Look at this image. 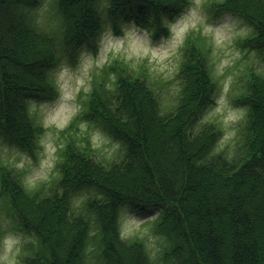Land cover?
<instances>
[{"label": "trees", "instance_id": "1", "mask_svg": "<svg viewBox=\"0 0 264 264\" xmlns=\"http://www.w3.org/2000/svg\"><path fill=\"white\" fill-rule=\"evenodd\" d=\"M41 2L0 0V136L30 152L45 127L28 99L55 95L50 66L74 58L82 45L96 50L108 23L120 30L119 20L133 19L153 36L166 33L165 17L174 18L190 4L56 0L57 21L45 26L34 13ZM209 5L248 21L253 31L242 42L264 59V0ZM211 51L201 29L187 33L180 86L167 104L146 62L139 70L107 63L105 77H95L82 110L60 131L55 178L27 189L12 175L13 167L0 169L1 194L38 238L25 252V264H264V74L247 69L232 96L247 107L238 153L210 155L222 134L220 122L208 120L197 128L194 123L219 89ZM81 122L102 126L121 142L120 154L100 158L89 132L79 129ZM83 190L94 192L77 204ZM124 203L159 208L153 230L168 243L156 257L143 238L121 236Z\"/></svg>", "mask_w": 264, "mask_h": 264}, {"label": "rangeland", "instance_id": "2", "mask_svg": "<svg viewBox=\"0 0 264 264\" xmlns=\"http://www.w3.org/2000/svg\"><path fill=\"white\" fill-rule=\"evenodd\" d=\"M55 1L42 0L34 9L37 20L45 26L57 21L53 16ZM209 2L190 0V4L174 18L165 17L168 30L166 33L160 31L157 36L133 19L119 20L120 30L108 23L96 50L82 45L74 58H63L50 66L48 74L55 82V95L28 99L29 110L36 113L37 120L45 127L38 146L30 152L0 136V169L13 167L12 175L20 176L27 189L55 178L58 173L55 168L57 148L62 138L60 131L82 110L83 100L95 77H105L102 69L112 61L128 63L136 70L146 62L143 67L159 90L163 103L173 102L180 86L177 73L182 60L181 46L192 29H201L208 36L212 45V71L219 78L215 101L201 113L194 128L208 120H219L222 134L210 155L219 152H225L227 156L237 154L241 146L240 122L246 116L247 107L236 104L232 96L242 88L248 77L247 69L264 74V59L242 42L253 31L252 25L238 15L213 11ZM108 77L113 78V73ZM78 125L80 130L89 132L100 158L120 154L121 142L102 126L88 122ZM93 192L83 190L76 203ZM158 215L159 208L153 205L122 204L118 215L121 236L143 238L152 257H156L168 243L165 236L153 230ZM36 242L35 233L21 224L7 195L1 194L0 183V264H25V252Z\"/></svg>", "mask_w": 264, "mask_h": 264}]
</instances>
